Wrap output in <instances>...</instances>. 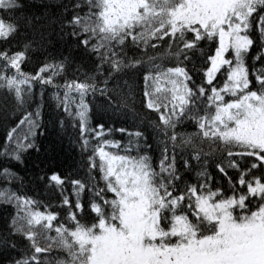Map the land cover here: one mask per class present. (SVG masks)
Here are the masks:
<instances>
[{
    "label": "snow or ice",
    "instance_id": "obj_1",
    "mask_svg": "<svg viewBox=\"0 0 264 264\" xmlns=\"http://www.w3.org/2000/svg\"><path fill=\"white\" fill-rule=\"evenodd\" d=\"M0 264H264V0H0Z\"/></svg>",
    "mask_w": 264,
    "mask_h": 264
},
{
    "label": "trees",
    "instance_id": "obj_2",
    "mask_svg": "<svg viewBox=\"0 0 264 264\" xmlns=\"http://www.w3.org/2000/svg\"><path fill=\"white\" fill-rule=\"evenodd\" d=\"M33 67H34L33 65H29V67L26 68L25 70L26 71H32ZM35 91L37 93V99H38L39 98V92H40L39 86H37L35 88ZM50 95H51V90H49L46 93L45 99L47 100ZM128 126H130V123ZM187 130L192 131L191 128H188ZM117 138H119V137H117ZM41 143H42L43 147L45 149H48L50 152H52L53 150L59 151V148L57 147V145L60 144V141L56 138V134L54 132L48 137L47 140H42ZM63 147L67 148V140L66 139L64 141ZM78 158L79 157L77 156V159ZM65 194L69 195L71 198L74 199V197H72V195H71V188L70 187L67 188V191ZM29 195H35L37 199H40L45 203L50 202L54 207H58L60 204V198H59V192L58 191L54 194H50L47 191L41 189V190H37L36 193L29 192ZM41 210H43V209H41Z\"/></svg>",
    "mask_w": 264,
    "mask_h": 264
}]
</instances>
